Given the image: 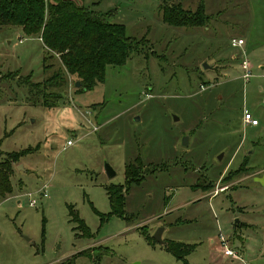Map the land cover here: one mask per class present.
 I'll return each instance as SVG.
<instances>
[{
  "label": "rangeland",
  "instance_id": "rangeland-1",
  "mask_svg": "<svg viewBox=\"0 0 264 264\" xmlns=\"http://www.w3.org/2000/svg\"><path fill=\"white\" fill-rule=\"evenodd\" d=\"M74 1L137 45L89 90L68 74L46 85L59 95L46 107L24 77L42 83L60 61L43 67L38 36L0 26V161L35 148L11 162L0 197V264H264V0H202L209 19L197 27L164 23L160 0ZM245 110L258 126H243ZM112 183L127 219L109 214ZM70 205L90 235L73 229ZM158 228L178 254L192 249L184 260L153 240Z\"/></svg>",
  "mask_w": 264,
  "mask_h": 264
},
{
  "label": "trees",
  "instance_id": "trees-1",
  "mask_svg": "<svg viewBox=\"0 0 264 264\" xmlns=\"http://www.w3.org/2000/svg\"><path fill=\"white\" fill-rule=\"evenodd\" d=\"M182 1L160 0L164 23L170 26L197 27L208 21L209 16L202 0L197 4L195 11L184 9ZM5 25L18 26L26 35L38 36L48 52V55L43 57V67H48L45 63L46 57H57L60 61L62 68L42 83L31 82V75L24 77L30 98L32 94L42 96L43 105L46 107L51 105L47 97L59 96L45 94L46 85L58 86L65 81V74H68L75 76L76 81L80 82L81 91L89 90L97 81L103 80L106 65H122L137 45L134 38L126 35L123 24L111 23L106 20L105 14L79 5L74 0H0V26ZM36 102L35 100L32 103ZM34 149L26 147L11 151L0 161V197H5L12 191L9 181L11 162H16ZM125 173H128L127 170ZM123 188L122 184L112 183L105 186V191L110 204L109 214L127 219L124 214ZM127 189L125 188V191ZM73 211L75 210L70 205V221L76 223L73 229H83L90 235L89 228L78 212ZM176 243L180 242H170L166 249L177 259L184 260L192 249L178 254L181 245ZM95 250L98 251L99 248Z\"/></svg>",
  "mask_w": 264,
  "mask_h": 264
},
{
  "label": "built area",
  "instance_id": "built-area-1",
  "mask_svg": "<svg viewBox=\"0 0 264 264\" xmlns=\"http://www.w3.org/2000/svg\"><path fill=\"white\" fill-rule=\"evenodd\" d=\"M243 43H244V40L242 38H238V39L232 38L231 39V45L234 47H239L243 45ZM240 67L242 70V78L247 80L251 76V68H252L251 63L247 59L243 58L241 60ZM242 123L245 126L246 125L256 126L258 124V120L255 117H253V115L250 112L245 110L242 115ZM72 144H73L72 140H67L66 145H72ZM41 195L46 196V192H41ZM29 205L32 207L35 206V200H30ZM221 239H222V249H223L224 254L231 255L232 251L226 246V244L224 243V238L222 236H221Z\"/></svg>",
  "mask_w": 264,
  "mask_h": 264
},
{
  "label": "water",
  "instance_id": "water-1",
  "mask_svg": "<svg viewBox=\"0 0 264 264\" xmlns=\"http://www.w3.org/2000/svg\"><path fill=\"white\" fill-rule=\"evenodd\" d=\"M204 66L206 67L205 64H204ZM74 85L76 87H79L80 86V82L79 81H76ZM175 119L177 120V117H175ZM182 143H183V146H186L187 145V143H188V136H183ZM21 167L22 166H19L18 168H21ZM104 172L106 173V175H107L108 178H111V177H113L115 175V172L112 170V168L108 164H105V166H104ZM162 230H163V228H158L153 233L152 237L160 245L166 246L167 245V242L161 238Z\"/></svg>",
  "mask_w": 264,
  "mask_h": 264
},
{
  "label": "crops",
  "instance_id": "crops-1",
  "mask_svg": "<svg viewBox=\"0 0 264 264\" xmlns=\"http://www.w3.org/2000/svg\"><path fill=\"white\" fill-rule=\"evenodd\" d=\"M261 68H263V66H261ZM259 125V122H258V124L256 125V126H258ZM44 186V185H43Z\"/></svg>",
  "mask_w": 264,
  "mask_h": 264
},
{
  "label": "flooded vegetation",
  "instance_id": "flooded-vegetation-1",
  "mask_svg": "<svg viewBox=\"0 0 264 264\" xmlns=\"http://www.w3.org/2000/svg\"><path fill=\"white\" fill-rule=\"evenodd\" d=\"M243 124V123H242ZM243 126H245V125H243Z\"/></svg>",
  "mask_w": 264,
  "mask_h": 264
}]
</instances>
